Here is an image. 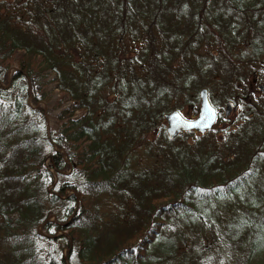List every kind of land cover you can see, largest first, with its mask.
<instances>
[{"label": "trees", "instance_id": "1", "mask_svg": "<svg viewBox=\"0 0 264 264\" xmlns=\"http://www.w3.org/2000/svg\"><path fill=\"white\" fill-rule=\"evenodd\" d=\"M263 72L264 0H0V264H264Z\"/></svg>", "mask_w": 264, "mask_h": 264}, {"label": "water", "instance_id": "2", "mask_svg": "<svg viewBox=\"0 0 264 264\" xmlns=\"http://www.w3.org/2000/svg\"><path fill=\"white\" fill-rule=\"evenodd\" d=\"M256 89L264 97V83L258 84ZM197 97L199 106L197 115L194 118L186 119L177 111H171L163 116L165 134L169 140L184 132H194L195 134L202 135L211 129L215 123L216 112L208 101L206 89H200ZM232 109V105L226 103L223 116L228 117Z\"/></svg>", "mask_w": 264, "mask_h": 264}, {"label": "rangeland", "instance_id": "3", "mask_svg": "<svg viewBox=\"0 0 264 264\" xmlns=\"http://www.w3.org/2000/svg\"><path fill=\"white\" fill-rule=\"evenodd\" d=\"M14 70V68H11V71H13ZM257 81H255V84H261V83H264V72H263V74H261L260 75V78H258V79H256ZM251 83V82H250ZM250 83L249 84H247V87H249V85H250ZM252 84V83H251ZM53 86V85H52ZM52 86H50L49 87V89H51L52 88ZM203 89V88H202ZM55 97V96H54ZM56 98V97H55ZM54 99V98H53ZM199 102V101H198ZM196 103L194 106H185V107H183V109L179 112L182 116H184L186 119H191V118H194L196 115H197V112H198V106H199V103ZM51 103V102H50ZM50 103L48 104V105H50ZM67 105V104H66ZM223 105L224 104H222V107H220V108H218V109H216V111L218 112V116H217V118H219V121H220V119H222L223 120V123L222 122H219V121H217L216 123H215V126L213 127V136H214V138H220L221 137V133H220V131L222 130V128L223 127H225V125L227 124V123H230V122H232V120H233V117L234 116H231L227 121H226V124L224 123V119L225 118H223V110H224V108H223ZM43 109H44V111H46V109H47V105H44V106H41ZM54 115H55V111H51V112H48L47 113V116H46V122H47V126L50 128V129H52V130H55L56 129V125H55V120H54ZM191 115H193L192 117H191ZM163 124H164V122H163ZM215 132H217V134H214ZM210 136H212V135H210ZM188 140L190 141L191 140V138H188ZM58 234V233H57Z\"/></svg>", "mask_w": 264, "mask_h": 264}, {"label": "flooded vegetation", "instance_id": "4", "mask_svg": "<svg viewBox=\"0 0 264 264\" xmlns=\"http://www.w3.org/2000/svg\"><path fill=\"white\" fill-rule=\"evenodd\" d=\"M255 75H254V78H253V80L251 81V83H250V85H249V91L251 92V93H253L254 92V90L257 92V94H258V96H260L261 98H264L262 95H260L259 93H258V91H257V89H256V87H257V85L258 84H255V81H256V79H255ZM254 94V93H253ZM253 94H252V96H253ZM256 99H257V97H256V95L254 96V99L253 100H255L256 101ZM226 103H230L231 105H232V107H233V109L231 110V112H239V110H240V108H239V106H238V104H234V103H232V102H225L224 103V105H223V108H225V104ZM215 112H216V118H217V116H218V112L215 110ZM223 114H224V110H223ZM223 118H227V117H224L223 116ZM192 133H194V132H192ZM195 134V133H194Z\"/></svg>", "mask_w": 264, "mask_h": 264}]
</instances>
